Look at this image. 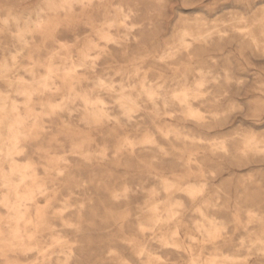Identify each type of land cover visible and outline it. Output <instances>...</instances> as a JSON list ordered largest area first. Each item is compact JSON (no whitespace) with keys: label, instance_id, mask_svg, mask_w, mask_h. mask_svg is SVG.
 <instances>
[{"label":"rangeland","instance_id":"rangeland-1","mask_svg":"<svg viewBox=\"0 0 264 264\" xmlns=\"http://www.w3.org/2000/svg\"><path fill=\"white\" fill-rule=\"evenodd\" d=\"M43 3L44 0H0V66L6 60L11 68L7 77L0 78V97L8 103L7 112L17 100L20 112L29 117L25 128L29 136L22 140L14 158L9 159L4 141L8 121L0 111V264H190L183 248L164 246L160 241L165 237L172 244L188 245L189 236L196 238L193 247L204 258L215 256L213 259L222 263L232 260L235 264H264V247L260 244L264 241V222H249L247 214L264 216V159L241 153L245 149L243 135L252 134L264 142V0H91L85 7L74 6L69 13L43 16L45 22L55 20L46 31L58 33L61 45H54L45 31L30 30L25 37L32 44L25 47L16 30L25 26L26 16L36 19V11ZM119 7L133 11L125 22ZM115 17L118 24L109 27L107 22ZM57 22L60 25L52 28ZM127 24L134 28L127 29ZM184 31L189 39L208 34L211 39L182 45ZM105 33L114 35L122 44L108 46V54L98 62L95 74L80 68L78 87L94 94L96 91L92 92L90 86L96 78L103 77L117 85L132 71L151 83L163 82L171 88L191 86L202 70L210 74L209 82L202 88L203 98L191 104L206 119L195 122L178 107L175 118L152 120L148 117L152 110H147L138 119L143 125L137 128L113 121L87 125L80 119V112L56 109L62 105L64 95L70 94L68 87L53 94L43 91L37 82L43 80L49 64L58 67L67 63L58 54L49 61L50 52L65 53L60 46L65 43L75 47L79 35L104 47L100 36ZM82 47L76 45V56ZM17 48L23 51L14 61L11 55ZM171 48L175 54L162 60ZM27 69L34 70L36 81V92L28 106L27 95L18 94L20 89L30 87ZM176 127L205 142L198 148L184 138L169 141L158 131ZM148 135L168 150L157 162L151 154L129 159L128 163L113 155L111 160L95 155L106 148L111 154L125 137L141 143ZM83 139L91 141L90 150L95 155L92 161L85 160L76 150ZM212 142L227 143L232 155L212 151ZM190 150L197 152L196 164L185 163ZM16 164L18 170L32 164V177L21 182L19 173L11 170ZM55 168L63 172L58 174ZM162 180L182 189L202 185L205 192L195 198L178 189L165 192L161 189ZM138 186L144 190L139 191ZM128 187L134 192L124 196ZM30 191L35 194L32 199L25 197ZM167 201L176 202L172 207L175 218L160 221L153 209L157 205L158 214H166ZM200 208L207 217L217 219L222 233L216 239H206L195 230L194 224L202 220ZM19 213L23 214L22 219L15 217ZM15 229L19 232L16 238L11 236ZM176 230L180 233L178 239L173 237ZM254 244L263 251H248ZM142 248L155 255L149 257Z\"/></svg>","mask_w":264,"mask_h":264},{"label":"bare ground","instance_id":"bare-ground-1","mask_svg":"<svg viewBox=\"0 0 264 264\" xmlns=\"http://www.w3.org/2000/svg\"><path fill=\"white\" fill-rule=\"evenodd\" d=\"M90 1L91 0H44L43 5L36 11L37 18L35 19L31 15H28L25 18L26 19L25 26L17 28L16 34H17V36L19 38V42L21 44H23L25 47H27L30 44H32L25 37V35H26L27 31L34 30V31H37V32H44L45 31L46 34L48 36H50V38H52V42H53L54 45L55 44L61 45L60 43L62 41L58 37V33L51 32V31L50 32L46 31L47 28H48V25L51 26V23L55 22V20H50L48 22H45L43 16L46 13H52L54 15H57L61 11L69 13V11L71 12L73 10L74 6L85 7L87 5V3H90ZM132 12H133L132 10H126L123 7H119V13L123 17L124 22L129 18L130 14ZM117 24H118V20H117L116 17L113 18L112 20H109L107 22V25L109 27H115ZM59 25H60V23H58V22L57 23H53L52 28L55 29ZM123 25H124V23H123ZM125 27L127 29H133L134 25H128L127 24V25H125ZM187 34L188 33L186 31H184V36L182 35L183 38L181 40V44L182 45H189V44H192V43H194L196 41H201V40H203L205 42H209L210 39H211L210 34H208L206 36H198V37H194L195 36L194 35V36L190 37L191 39L188 38L190 35H187ZM125 36L128 37L129 34H125ZM77 39L78 40H77V43L75 44V47H68V46L65 45V43H64V45H62L63 47L60 46V48H61L60 50H64L65 53L56 52V50H53L52 52H50V60L49 61H52L55 58V56L58 54V55L63 56V58L65 59V62L67 61V63L61 64L58 67H55V65L52 64V63L49 64L46 67V73L44 75L43 80L41 82L37 81L38 84L40 85L41 89H43V91H49L50 93H53V94L56 93V92H61V91L64 90L65 87H68V89L70 90V94H68V95L65 94L64 95V97L62 99L63 100L62 101L63 102L62 105H59V106L55 107L56 105H58V104H56L54 106L56 109H59V108L63 109L64 108V109H67V111L69 113H72L74 111L80 112L81 113L80 114L81 115L80 119H82V121L85 124H87V125H95V124L99 125L101 123L103 124V123H108L110 121H113V122L117 123L118 125H122V124L126 123L128 125L130 124L131 126H133V127L135 126L137 128V127H140V124L143 125L141 120H138V119L141 118V117H144L147 110L148 111L152 110V114L148 115V117L150 119H152V120H154L155 118H160V117H172V118H175L173 115L176 113V110H177L178 107L183 111V114H185L184 115L185 117L191 118L195 122H203L206 119V117H204L199 110L194 108V106L191 104V102L193 100H197V99L203 98L204 93L202 91V88L204 87V85H206L209 82L208 81L209 78H210V74L209 73L204 72L202 70H199L198 71L199 77H198L197 81L193 85L189 86V85H186V84H182V85H179V86L171 88V87H167L163 82L151 83L150 81H148L146 79L145 76H141V75L139 76L137 71H134V72L132 71V72L126 73L124 75V80H122L117 85H115L114 82L107 81V79L105 80L103 77L96 78V80L93 81L91 86H90V90L92 92L96 91V93L90 94L88 92V89L86 90V88H84L83 86L78 87V85L81 84V82L78 80L79 77L81 76V73H80L79 69L83 68V69H85L87 71H90V73L95 74L97 72L96 66L98 65V62L104 57V55L108 54V46L112 45V44L114 46L115 45H121L122 43L114 35H110V34H107V33L101 34V36H100V39L104 42V45H105L104 47H101L100 46L101 44H97V43H95V41H90V42L86 41L85 39H83V37L81 35L77 36ZM85 42H88V46L87 47H85L86 46ZM76 45H78V46L82 45L83 46L82 49H81V54L78 55V56H76L74 54V49L76 48ZM22 49L23 48H21V49L17 48V49H15V51L12 52L11 57H12V59L14 61H16L19 58L20 53L23 51ZM173 51H174L173 48L168 49L166 51V54L162 58V60H164L167 57H170V56L174 55L175 53ZM123 54H124V51H123ZM137 58H138V56H137ZM48 59H49V57H48ZM117 60H119V59H117ZM106 61L107 60H105V62ZM10 70H11V68H10L8 62H6V60H5L4 63L2 62V65L0 66V78L7 77L8 76V72H10ZM27 73L31 76L30 81H27V82H30V87L20 89L18 91V94L19 95L20 94L27 95V97H28L27 106H28V104H30V102H31V99H32L33 95L36 92V89H35V86H34L36 81H35V73H34L33 69H29V70L27 69ZM120 73L121 72H119V74ZM183 73H185V71ZM187 76L190 78L189 75H187ZM136 77L138 78L137 80H136ZM134 79L136 81H134ZM111 80H113V79H111ZM1 92L2 91H0V94H1ZM103 92H105V93H103ZM246 97H247V95H246ZM258 99H259V97H258ZM18 103H20V102H18L17 100H14L12 105H11V110L9 108L10 112H7L6 111V105L8 103H7L5 98L0 97V111L4 112L6 114L7 117L5 118V120L8 121V126H7L8 133H7V137H6V139L4 141H5V144H6L7 156H8L9 159H13L14 158V154L16 152H18V150L20 149V143L22 142V140L27 139L28 136H29L28 135L29 133L25 132V128H26V125H27V123H26L27 121L26 120H27V118L29 119V117H24L23 116V114L20 112V107H19L20 104L18 105ZM25 104H26V102H25ZM41 105L45 106V104H43V103H41ZM226 107H227V105H226ZM116 111H118V112H116ZM9 113L11 114V116L9 115ZM36 115L38 116V114H36ZM41 115L43 116V114H41ZM74 116H76L75 113H74ZM44 117L45 116H43V118ZM33 118H35V117L33 116ZM37 118L34 120V123H35V121H37ZM40 118H42V117H40ZM1 124H2V122H0V129H1ZM67 124L69 125V123H67ZM82 125H84V124H82ZM85 127H86V125H85ZM92 130H93V128H92ZM158 131H161L162 134H163V137H165L169 141H171L172 139L184 138V140L186 139L185 142L188 140L189 143L191 142L190 145L193 144L194 147L196 146L198 148H201L200 146H202L203 143L205 142L204 138L199 137V136L198 137L197 136H191L192 134L189 135V134L183 133L181 130L177 129V127L175 129H170V130H167V131L158 129ZM95 132H97V131L95 130ZM2 135L3 134L1 133V130H0V137L1 138H2ZM242 138H243V142H244V145H245V149L241 150L242 151L241 153H243L246 156L249 155V154L253 155V156H260V157L262 156L263 159H264V142H262V140L257 139L252 134L243 135ZM90 142H91L90 140L86 141L85 139H83L81 142L77 143V145H76L77 152L80 153L85 160H91L92 161V159L95 158V155L96 156L98 155L103 160H107L113 155L114 158L115 157H118V158H121V159L124 158V160L127 161V163H128V162L132 161L133 159L137 160V159L141 158L140 156L143 155V154H151V157H152L153 161H156L160 157H163L164 155L168 154V150L165 147H163L160 143H158V141L155 139V137L153 135H148V136L144 137V139L142 140L141 143H138L137 141L133 140L131 137H125L123 142H122V144H120L119 146L116 145L117 148L111 154L108 152L109 149L106 148V149H102V150L100 149V151L97 154L94 155L93 154L94 150L93 151H91L92 149L90 150V148H91ZM105 144H107V143H105ZM138 145H141V146L138 147ZM106 147H108V146H106ZM175 148L176 147H174V149ZM185 148H186V146H185ZM210 149L212 151H214V152H220L221 154L226 155V156H227V154L232 153L230 151L227 143H225V142H219V143L218 142H212L211 145H210ZM95 151H97V150L95 149ZM190 151L191 152L189 153V156H188V158H187V160L185 162L188 165H192V163L198 162V160L195 158V152L196 151H194V150L193 151L190 150ZM196 154H197V152H196ZM230 155H232V154H230ZM114 158L112 160H114ZM175 158H177V157H175ZM182 158H185V157L182 156ZM80 159L82 160V158H80ZM129 159H130V161H129ZM110 160H111V158H110ZM175 160H177V159H175ZM67 162L69 163L68 160H67ZM156 162H153V163H156ZM27 163H28V161H27ZM106 163H108V162H106ZM112 163L113 162H111V164ZM179 163H180V161H179ZM113 164H115V163H113ZM25 165H26V163H25ZM31 165L28 164L27 166H25L22 169L18 170L19 167H17V164H16V165H14V167L11 170L13 171V174H14V172H18L20 177H21V180H22L21 182H25L29 177H32L31 170H32L33 167ZM58 165H60V164H58ZM184 166H185V164H184ZM57 167H59V166H57ZM12 171H10V172H12ZM53 171H54V169H53ZM58 172H63V170H57L56 173H58ZM6 182L7 183H11L8 180H6ZM21 182L19 184H16V189H18L20 187ZM10 185H6V186H10ZM38 188L41 189L42 186L39 185ZM138 189H139V191H143L144 190L140 186H138ZM161 189H163L165 192H170L171 190L178 189V190H180L182 192H185V193L189 194L193 198H195L198 194L200 195V194H203L205 192V186H202V185L194 184V185L186 187V189H182V188L177 187L176 184H174V183H172L170 181H167V180H162L161 181ZM42 190H43V188H42ZM16 192H15V194H16ZM130 192H134V189L131 188V187H128L125 190L123 195L124 196H129L131 194ZM153 193L154 192H152V195H153ZM17 195H18L17 197H20L19 193H17ZM33 195H35V194L32 191H30L27 195H25V197H27L29 199H32ZM79 199H80V197H79ZM16 200H17V198H16ZM156 204H157V202H156ZM165 204L167 206V208L165 209L166 210V214H158L159 207L157 205L153 209V211L156 213L155 214L156 218L158 220H160V221H161V219L162 220L165 219V218L170 219V218L175 216V212L176 211L173 210L172 207L176 204V202L175 201H167ZM210 204H212V203H210ZM13 205H14V203H13ZM17 208H16V211L18 212L19 208L18 209ZM183 208H184V206H183ZM180 209L181 208H179V211H180ZM10 211H11V209H10ZM198 213L201 215L202 220L197 221L194 224L195 230L198 233L202 234L203 237L206 238V239H216L222 233V230L220 228H218V226H217V222H218L217 219H213V218L207 217L203 208L198 209ZM19 214H16L15 217L17 219H22L23 218V214H21V213H19ZM247 214H248V217H249L248 218L249 222L250 221L251 222L252 221H258V222H262V223L264 222V216L259 214V213L249 212ZM204 221H208L209 224L206 225L204 223ZM80 228H81V226H80ZM18 233H19L18 229H15V230L12 231V235L11 236L16 238V237H18ZM89 234H91V233H89ZM179 236H180L179 230H176L174 232V234H173V237L175 239H178ZM188 239H189V244L188 245H185L186 244L185 242L172 244L171 242L166 240L165 237H161L160 241H162L164 246L174 245V246L178 247L180 250H181V248H183L184 251H186L189 254L190 264H235L234 262H232V260H230L231 261L230 263H225V262L222 263L220 261H219L220 262L219 263L216 259H213L215 256H210V257H207V258L202 257L200 254H198L196 252V249L193 247L195 242H196V238L194 236H189ZM13 241H14V239L12 240V242ZM9 243H11V241ZM14 244H16V243H14ZM260 244L264 247V241L261 240ZM117 245H118V243H117ZM259 246L260 245H256V244L251 245L249 247L248 251H250L252 249H256L257 251H261V250L263 251L262 247H261V249H259L260 248ZM142 249H145V248H142ZM143 251L146 252L147 255H149V257H152V256L155 255V253L152 250H150V249H145ZM201 251H202V249H201ZM146 253H144V254H146ZM225 256L226 255H224L223 257H225ZM23 257H25V256H23ZM70 259H71V256H68V260L66 262L69 263ZM143 259L146 260L145 258H143ZM159 260H162L161 257L159 258ZM125 264H126V262H125Z\"/></svg>","mask_w":264,"mask_h":264}]
</instances>
